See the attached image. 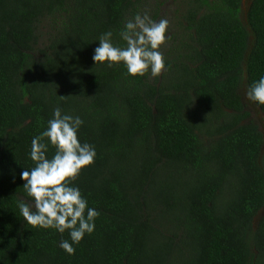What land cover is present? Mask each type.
I'll return each instance as SVG.
<instances>
[{
	"label": "trees",
	"instance_id": "trees-1",
	"mask_svg": "<svg viewBox=\"0 0 264 264\" xmlns=\"http://www.w3.org/2000/svg\"><path fill=\"white\" fill-rule=\"evenodd\" d=\"M144 2L0 0V264H264V134L242 92L264 76V0L245 16L243 0H186L155 79L94 65ZM55 107L97 153L73 183L99 216L71 256L67 232L18 207Z\"/></svg>",
	"mask_w": 264,
	"mask_h": 264
},
{
	"label": "clouds",
	"instance_id": "clouds-1",
	"mask_svg": "<svg viewBox=\"0 0 264 264\" xmlns=\"http://www.w3.org/2000/svg\"><path fill=\"white\" fill-rule=\"evenodd\" d=\"M168 29L167 19L155 21L148 13L138 12L124 22L118 33L125 46L113 43L112 31L98 38L92 56L94 65L109 68L122 65L126 75L134 78L148 74L153 79L160 77L166 70L160 49L167 41ZM247 96L264 106V76L252 82ZM83 124L80 116L63 113L60 107H55L45 130L31 140L28 155L35 166L20 173L22 187L30 198L18 204L23 220L33 228L55 230L62 237L67 232L68 239H61L59 247L69 256L75 254L74 245L94 232L99 216L73 183L84 168L94 163L97 155L93 145L79 139ZM50 148L54 154L49 158Z\"/></svg>",
	"mask_w": 264,
	"mask_h": 264
},
{
	"label": "rangeland",
	"instance_id": "rangeland-1",
	"mask_svg": "<svg viewBox=\"0 0 264 264\" xmlns=\"http://www.w3.org/2000/svg\"><path fill=\"white\" fill-rule=\"evenodd\" d=\"M251 0H247L245 4H243V13L245 16V12L247 7L249 6ZM186 0H145L143 4L142 14L147 12L150 16L153 10H156V14L158 19H154L155 21H159L160 19H167L169 21V29L167 31V37L170 36L171 33L175 31V26L181 20V14L183 13V7L185 6ZM43 34L47 35V29L43 30ZM172 35V34H171ZM46 39L41 40V46L45 44ZM244 100L247 104V109L251 113V119L257 123L259 129L264 134V116L259 111V109L255 106V104L248 100V96L243 90Z\"/></svg>",
	"mask_w": 264,
	"mask_h": 264
},
{
	"label": "water",
	"instance_id": "water-1",
	"mask_svg": "<svg viewBox=\"0 0 264 264\" xmlns=\"http://www.w3.org/2000/svg\"><path fill=\"white\" fill-rule=\"evenodd\" d=\"M246 1H247V0H243V4H245V3H246ZM249 4H250V3H249ZM247 98H248V97H247ZM248 100H249V99H248ZM259 111H260V110H259Z\"/></svg>",
	"mask_w": 264,
	"mask_h": 264
}]
</instances>
